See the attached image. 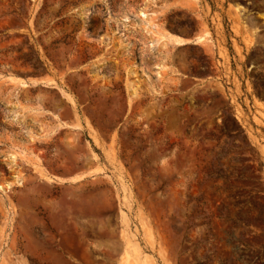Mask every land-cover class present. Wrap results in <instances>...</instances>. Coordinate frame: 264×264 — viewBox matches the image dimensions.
I'll list each match as a JSON object with an SVG mask.
<instances>
[{
  "label": "rangeland",
  "instance_id": "374dc122",
  "mask_svg": "<svg viewBox=\"0 0 264 264\" xmlns=\"http://www.w3.org/2000/svg\"><path fill=\"white\" fill-rule=\"evenodd\" d=\"M0 264H264V0H0Z\"/></svg>",
  "mask_w": 264,
  "mask_h": 264
},
{
  "label": "bare ground",
  "instance_id": "6f19581e",
  "mask_svg": "<svg viewBox=\"0 0 264 264\" xmlns=\"http://www.w3.org/2000/svg\"><path fill=\"white\" fill-rule=\"evenodd\" d=\"M171 40H173V41H175V42H179L180 41V39L179 38H177V37H171Z\"/></svg>",
  "mask_w": 264,
  "mask_h": 264
}]
</instances>
